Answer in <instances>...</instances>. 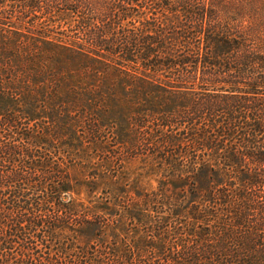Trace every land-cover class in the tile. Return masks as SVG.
I'll return each instance as SVG.
<instances>
[{"label": "trees", "instance_id": "1", "mask_svg": "<svg viewBox=\"0 0 264 264\" xmlns=\"http://www.w3.org/2000/svg\"><path fill=\"white\" fill-rule=\"evenodd\" d=\"M23 1L74 40L0 31V264H264V0Z\"/></svg>", "mask_w": 264, "mask_h": 264}, {"label": "rangeland", "instance_id": "2", "mask_svg": "<svg viewBox=\"0 0 264 264\" xmlns=\"http://www.w3.org/2000/svg\"><path fill=\"white\" fill-rule=\"evenodd\" d=\"M5 5H0V31L1 34H27V36H32L35 38L38 44H45L44 41H50L53 45L54 49L50 52H46L47 55L52 56L54 59L58 57L59 60H63V55L65 53H69L66 49H70L71 47H67L72 45V41L74 40L73 35V25L74 22L70 16H60L55 15L51 16L49 14H45L43 10H38L36 8V12H34L35 8H27L25 6L23 0H5ZM39 2V0H37ZM65 6L63 2H60ZM24 4V7H23ZM40 5V4H39ZM58 9H61V5H56ZM61 7V8H60ZM66 7V6H65ZM38 8L43 9L41 6ZM56 8V9H57ZM97 8V7H96ZM22 9L29 11V14L19 15V11ZM95 10V9H94ZM93 11V10H91ZM85 13H90V11ZM92 13V12H91ZM94 13H97L96 11ZM100 13V12H98ZM31 37V38H32ZM39 48L42 45H37ZM47 48L50 47L46 45ZM96 48H91L90 46L84 47L83 52L94 51ZM63 52V53H61ZM51 62H53L51 60ZM114 145V143H112ZM145 160L144 158H141ZM142 160H137L134 162L126 163L125 170L130 171L131 175L138 176L139 178H143L144 181L148 180L149 184L154 188L156 185L155 178L156 176H151L150 179L148 177L151 174H147L149 170V166L146 165ZM178 225V224H177Z\"/></svg>", "mask_w": 264, "mask_h": 264}]
</instances>
